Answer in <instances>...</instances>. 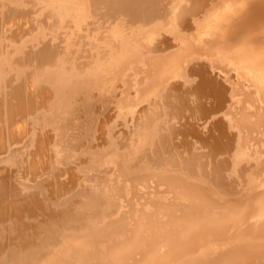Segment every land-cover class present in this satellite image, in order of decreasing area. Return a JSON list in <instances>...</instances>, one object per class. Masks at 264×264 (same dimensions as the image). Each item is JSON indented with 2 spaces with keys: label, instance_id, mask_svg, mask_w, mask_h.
I'll return each instance as SVG.
<instances>
[{
  "label": "bare ground",
  "instance_id": "6f19581e",
  "mask_svg": "<svg viewBox=\"0 0 264 264\" xmlns=\"http://www.w3.org/2000/svg\"><path fill=\"white\" fill-rule=\"evenodd\" d=\"M42 1L0 0V152L56 167L1 177L0 264H264V0Z\"/></svg>",
  "mask_w": 264,
  "mask_h": 264
},
{
  "label": "rangeland",
  "instance_id": "374dc122",
  "mask_svg": "<svg viewBox=\"0 0 264 264\" xmlns=\"http://www.w3.org/2000/svg\"><path fill=\"white\" fill-rule=\"evenodd\" d=\"M46 0H43L40 4H43V3H46L45 2ZM47 4V3H46ZM73 9V6H72V8L70 9V13L71 14H73V18H72V20L70 19V13L68 14L69 15V17L65 14L64 15V17H63V19H64V21H66L67 22V24L70 26H72V27H74V23H76V26H75V29H76V27L78 28V19H76L75 17L77 16V14H79L78 12L76 13V10H75V12H73L74 11V9ZM76 13V14H75ZM76 16H75V15ZM65 16L66 17H68V19L67 20H65ZM71 17H72V15H71ZM74 19H76V21L77 22H75V20ZM68 20H71L70 22H72L71 24L69 23V21ZM64 21L63 22H61L63 25H64ZM66 22H65V25H66ZM115 22H117V23H119V24H122L123 23V20L121 19V17L119 18H117V19H115L113 22H112V24L113 23H115ZM103 25H107L106 23L105 24H103ZM67 26V25H66ZM69 26H67V28L65 29V27L62 29V30H64V32H65V30H66V32L67 31H73L74 29L72 28V30H70L69 29ZM166 28H168L167 26H166ZM77 30V29H76ZM102 30V29H101ZM75 31V30H74ZM104 32V33H103ZM103 32L101 31V32H99V35H102V36H100V37H103L106 33H107V31L105 30V29H103ZM72 33V32H71ZM104 35H103V34ZM27 35H30V34H27ZM66 35V34H65ZM69 35V34H68ZM165 35H170L169 34V31H167L166 33H165ZM24 37H26V36H24ZM47 37H50V34L48 33V35H47ZM60 45H62V43H60ZM19 49V51L22 49V47L20 48H18ZM13 51H14V49H12ZM107 50V53H108V49H106ZM10 52V54L12 53V51H9ZM107 57H106V53H103V56H102V62H104V63H107L108 62V58L106 59ZM82 60H84V58H78L76 61H82ZM14 67V66H13ZM112 104V103H111ZM113 105V106H112ZM112 105H110L109 107H108V113H109V115H114L115 113H116V109H114V104H112ZM112 106V107H111ZM115 111V112H114ZM166 117V118H165ZM113 118V117H112ZM163 118V119H162ZM168 117H167V115L166 114H164L163 115V113H162V116H160L159 117V119H157L158 121H157V123H163L166 119H167ZM121 120V119H120ZM122 121V120H121ZM49 124H48V126L49 127H47V129L48 130H50V132L52 131H54L53 129H54V126H56L57 125V123L55 122V121H53V120H50V122H48ZM56 123V124H55ZM103 129H106V127H103ZM126 126H125V123H123V121L120 123V124H118L117 126H115L114 128H113V130L111 131V135H112V142L116 145V150L119 152V154H120V156L121 155H124L125 153L124 152H128L129 153V151L131 152L130 154H128V157H127V159H126V168L129 170V175H137V176H139L138 174L140 173V171L141 170H139L140 168H142V166L144 165L145 167L144 168H148L149 169V172L150 171H154L155 169H157V168H160V166H158V165H156V164H154V163H152L151 161L149 162V160H147V163H145L146 162V159L145 158H142L141 157V154L139 153V152H136V153H133V150H132V148H131V146H130V141H131V137H130V135L129 134H127L126 133ZM120 130V131H119ZM121 130H122V132H121ZM125 130V131H124ZM119 131V132H118ZM128 131V130H127ZM118 134H120V135H118ZM108 136V132L107 133H105L104 134V138L105 137H107ZM99 141H102L103 140V138H99L98 139ZM22 144V145H21ZM93 144H94V142L92 143V137H88L87 139H85L82 143H81V147H80V149L78 150V152H80L79 154L80 155H92V153H93V151L94 150H96L97 149V147H94L93 146ZM16 145V143L15 144H12V145H10L9 147H11V148H9V147H7L6 149H5V151H3V152H0V179L2 180L3 178H9V179H11L12 178V181L14 182V183H16V184H18V185H21V184H23V186H26L27 187V185L29 184V186H31V185H34V183H36V182H38V183H47V179H50L49 177H52L55 173H56V167H53V168H51V169H48L47 171H44V172H41V173H39V174H37L36 176H34V177H30V175H26L25 173L23 174L22 173V164H23V159H24V157H25V155H26V152L28 151V150H26V149H29L28 148V144H27V138L25 137V138H23L21 141H19V142H17V145ZM24 145V146H23ZM108 145H109V143L107 142L105 145H102L103 146V149H107L108 150ZM18 147V148H17ZM85 148V149H84ZM84 149V150H83ZM82 150V151H81ZM64 153V155H62L63 153ZM10 153V154H9ZM59 154H60V157H59ZM58 154V157H57V160L59 161V163L57 162V164L56 165H64V164H66V162L65 161H67V164H68V162L70 161H72L76 156H78L77 154H73V151L72 150H70V149H67V148H63L62 149V151H61V153H59ZM9 155V156H8ZM66 155V156H65ZM69 155V156H68ZM73 155V156H72ZM15 156V157H14ZM65 157H66V159H65ZM136 157V158H135ZM12 158V159H11ZM14 158V159H13ZM141 158V159H140ZM8 159H10L11 161H12V164L11 165H7L6 163H7V161H8ZM20 159V160H19ZM135 159V160H134ZM137 159H139V160H137ZM144 159V160H143ZM64 162H63V161ZM132 160H134V161H132ZM2 161V162H1ZM63 162V163H62ZM69 162V163H70ZM124 162H125V160H124ZM133 162V163H132ZM143 162V163H142ZM4 165H3V164ZM131 164L129 167H128V164ZM151 163H152V165H151ZM1 164H2V166H1ZM136 164V165H135ZM147 164V165H146ZM149 164V165H148ZM142 165V166H141ZM154 165V166H153ZM155 165L157 166V167H155ZM10 166V167H9ZM136 166H138L137 168H136ZM148 166V167H147ZM153 166V167H152ZM1 167H3V168H1ZM20 169H19V168ZM15 168V169H14ZM5 169V170H4ZM13 171L14 173H12L11 171ZM14 169V170H13ZM19 169V170H18ZM2 170H3V173H1L2 172ZM16 170H17V172H16ZM8 171V172H7ZM134 171V172H133ZM136 171V172H135ZM142 172H144V171H142ZM54 173V174H53ZM143 173H141L140 175H142ZM9 175V176H8ZM19 175V176H18ZM47 175V176H46ZM17 176V177H16ZM46 176V177H45ZM49 176V177H48ZM1 177H3V178H1ZM28 177V178H27ZM18 178H20V179H18ZM24 179V180H23ZM40 181V182H39ZM42 181V182H41ZM37 184V183H36ZM28 186V187H29ZM74 191L72 190V191H69L66 195H65V197H68V196H70L72 193H73Z\"/></svg>",
  "mask_w": 264,
  "mask_h": 264
}]
</instances>
